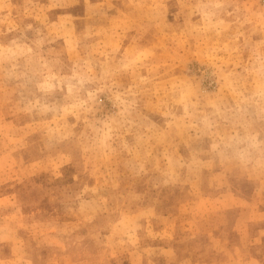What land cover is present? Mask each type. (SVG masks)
<instances>
[{
  "label": "rangeland",
  "instance_id": "rangeland-1",
  "mask_svg": "<svg viewBox=\"0 0 264 264\" xmlns=\"http://www.w3.org/2000/svg\"><path fill=\"white\" fill-rule=\"evenodd\" d=\"M0 264H264V0H0Z\"/></svg>",
  "mask_w": 264,
  "mask_h": 264
}]
</instances>
